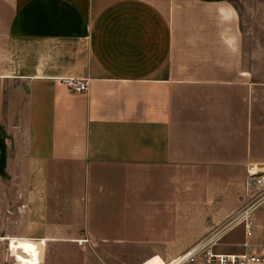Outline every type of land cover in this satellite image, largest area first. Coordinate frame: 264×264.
Wrapping results in <instances>:
<instances>
[{
	"label": "crops",
	"instance_id": "obj_1",
	"mask_svg": "<svg viewBox=\"0 0 264 264\" xmlns=\"http://www.w3.org/2000/svg\"><path fill=\"white\" fill-rule=\"evenodd\" d=\"M252 167L264 82L234 0H0V181L24 224L1 239L45 241L41 264H166Z\"/></svg>",
	"mask_w": 264,
	"mask_h": 264
},
{
	"label": "rangeland",
	"instance_id": "obj_2",
	"mask_svg": "<svg viewBox=\"0 0 264 264\" xmlns=\"http://www.w3.org/2000/svg\"><path fill=\"white\" fill-rule=\"evenodd\" d=\"M234 5L241 17L244 49L249 51L251 56L256 57L257 79L258 82H264V0H234ZM13 191V186L7 182L0 181V264H19L8 250V241L1 239L2 237H23V234L16 233L23 231V219L21 217H12L11 210L13 206H10V200ZM16 191L18 192L19 188H16ZM243 193L244 188L240 200L236 204L239 206L238 210L245 204ZM252 205H254L251 213V220H253L255 226L254 243L264 244V199L257 200ZM238 210L230 217L214 225L212 232L218 229H225L221 245L217 247L218 252L232 253L242 250L241 243L244 241L243 225L230 226ZM18 213L20 214V212ZM141 221L137 220V222ZM183 253L185 252H160L156 255H161L165 261H170ZM160 260V258H153L150 264H159ZM112 263L121 264L116 256L113 257ZM90 264L94 263L91 262Z\"/></svg>",
	"mask_w": 264,
	"mask_h": 264
},
{
	"label": "built area",
	"instance_id": "obj_3",
	"mask_svg": "<svg viewBox=\"0 0 264 264\" xmlns=\"http://www.w3.org/2000/svg\"><path fill=\"white\" fill-rule=\"evenodd\" d=\"M68 85L72 91L84 94L88 91V80H69ZM264 196V167H252L248 171L244 184L245 204L238 210L234 221L230 224L243 225L244 241L239 252H218L224 230L211 232L204 240L193 246L185 253L166 261V264H264V244L254 243V222L251 213L254 202L263 200Z\"/></svg>",
	"mask_w": 264,
	"mask_h": 264
},
{
	"label": "bare ground",
	"instance_id": "obj_4",
	"mask_svg": "<svg viewBox=\"0 0 264 264\" xmlns=\"http://www.w3.org/2000/svg\"><path fill=\"white\" fill-rule=\"evenodd\" d=\"M8 241L9 252L19 264H40L43 256V241L17 238L3 239Z\"/></svg>",
	"mask_w": 264,
	"mask_h": 264
}]
</instances>
